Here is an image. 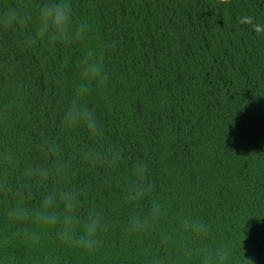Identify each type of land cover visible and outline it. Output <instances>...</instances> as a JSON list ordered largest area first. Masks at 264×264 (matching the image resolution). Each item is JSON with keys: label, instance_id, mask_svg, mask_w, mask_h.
<instances>
[{"label": "trees", "instance_id": "obj_1", "mask_svg": "<svg viewBox=\"0 0 264 264\" xmlns=\"http://www.w3.org/2000/svg\"><path fill=\"white\" fill-rule=\"evenodd\" d=\"M10 2L0 0V7ZM31 4L35 20L40 0ZM72 6L90 32L71 47L42 40L29 48L20 40L26 26L0 35V103L26 98L15 126L0 127V147L11 145L29 160L33 127L43 120L55 128L58 82L70 98L81 58L94 50L109 79L85 102L99 109L106 143L148 161L150 199L164 215L154 232L126 234L129 209L120 186L129 165L121 162L115 182L104 185L80 164L75 179L88 185L111 228L95 259L60 250L64 264H145L146 248L184 264L157 238L175 228L180 211L208 221L210 242L231 243L236 264H264V0H72ZM82 141L81 131L67 151ZM5 224L0 208V245ZM54 249L49 238L42 250Z\"/></svg>", "mask_w": 264, "mask_h": 264}, {"label": "clouds", "instance_id": "obj_2", "mask_svg": "<svg viewBox=\"0 0 264 264\" xmlns=\"http://www.w3.org/2000/svg\"><path fill=\"white\" fill-rule=\"evenodd\" d=\"M74 17L72 0H40L35 20L31 0H11L0 7V35L26 26L29 30L20 40L27 47H38L46 40L54 47L68 48L85 41L90 32L86 21ZM108 79L105 64L89 49L81 58L80 81L72 96L66 98L64 84H57L55 96L61 105L52 117L54 130L43 120L33 127L29 160L23 161L11 145L0 147V208L6 222L0 264H64L60 250L95 259L103 246L102 234L110 231L111 224L105 209L93 201L88 185L75 179L80 164L98 175L104 185H111L115 170L121 162L127 163L130 172L120 186L122 202L129 209L125 232L144 236L158 228L164 209L159 201L150 199L155 184L148 161L132 157L122 145L106 143L99 109L85 102ZM25 104L26 98L19 94L0 103V127L15 126L17 113ZM81 131L84 141L69 153L67 142ZM64 179L69 181L67 186L62 184ZM212 232L205 219L180 211L175 228L157 232V238L161 247H172L184 264H192L193 258L195 264H236L232 244L210 242ZM49 238L56 249L43 251ZM144 256L145 264H173L169 256L150 248L144 250ZM246 264L253 262L246 259Z\"/></svg>", "mask_w": 264, "mask_h": 264}]
</instances>
